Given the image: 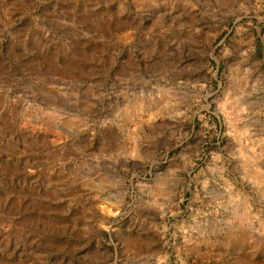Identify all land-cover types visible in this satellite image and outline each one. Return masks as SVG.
Wrapping results in <instances>:
<instances>
[{"label": "rangeland", "instance_id": "1", "mask_svg": "<svg viewBox=\"0 0 264 264\" xmlns=\"http://www.w3.org/2000/svg\"><path fill=\"white\" fill-rule=\"evenodd\" d=\"M0 264H264V0H0Z\"/></svg>", "mask_w": 264, "mask_h": 264}]
</instances>
